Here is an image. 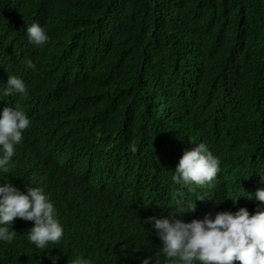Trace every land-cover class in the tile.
I'll list each match as a JSON object with an SVG mask.
<instances>
[{
    "label": "trees",
    "instance_id": "1",
    "mask_svg": "<svg viewBox=\"0 0 264 264\" xmlns=\"http://www.w3.org/2000/svg\"><path fill=\"white\" fill-rule=\"evenodd\" d=\"M33 22L49 37L43 47L25 35ZM8 75L25 95H3ZM16 97L33 115L65 106V184L46 189L64 232L40 252L22 236L32 222L14 218L0 264H68L74 254L140 264L160 247L142 221L187 211V188L171 181L183 151L204 142L242 159L231 171L264 169V0H0V102ZM20 170L0 184L26 191ZM236 197L247 204L234 187Z\"/></svg>",
    "mask_w": 264,
    "mask_h": 264
},
{
    "label": "clouds",
    "instance_id": "2",
    "mask_svg": "<svg viewBox=\"0 0 264 264\" xmlns=\"http://www.w3.org/2000/svg\"><path fill=\"white\" fill-rule=\"evenodd\" d=\"M24 32L30 44L43 47L49 37L38 23H25ZM26 69L36 70L31 59ZM3 95L23 96L25 83L8 75ZM51 103L43 112L31 113L29 101L9 99L0 102V174L10 167H20L28 175L26 191L12 183L0 184V243L12 244L17 232L14 218L31 221L32 227L22 234L34 249L43 252L59 244L63 225L57 217L54 200L47 188L65 184L61 173L66 161L68 140L65 106L59 115L49 113ZM234 151V156L244 152ZM212 154L204 142L183 151L172 171L173 184L187 188L184 207L167 217L149 216L142 222L151 224L160 247L154 255L145 256L140 264H264V169L256 176L231 171V163L241 166V158L223 159ZM237 163V164H235ZM238 166V165H237ZM242 167V166H241ZM248 194L247 204L234 205L233 188ZM188 213L186 220L177 218ZM50 264L58 257L49 256ZM68 264H92L82 255L74 254Z\"/></svg>",
    "mask_w": 264,
    "mask_h": 264
}]
</instances>
